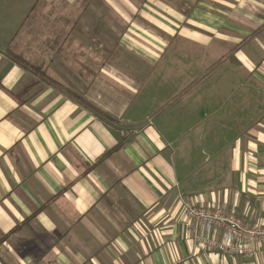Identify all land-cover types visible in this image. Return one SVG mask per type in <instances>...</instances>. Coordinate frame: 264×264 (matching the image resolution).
Returning <instances> with one entry per match:
<instances>
[{"label":"crops","instance_id":"crops-1","mask_svg":"<svg viewBox=\"0 0 264 264\" xmlns=\"http://www.w3.org/2000/svg\"><path fill=\"white\" fill-rule=\"evenodd\" d=\"M59 1L0 0V264H264V244L196 245L184 213L188 199L264 225V0H101L125 15L114 42L133 61L94 57L124 62L99 70L130 94L109 86L91 108L34 94L9 56L24 26L58 58L57 44L83 49L82 13L99 4L63 0L81 18H46Z\"/></svg>","mask_w":264,"mask_h":264},{"label":"rangeland","instance_id":"rangeland-1","mask_svg":"<svg viewBox=\"0 0 264 264\" xmlns=\"http://www.w3.org/2000/svg\"><path fill=\"white\" fill-rule=\"evenodd\" d=\"M95 2L97 5L99 4L97 7H100V10H95L94 12L90 5H87V10L82 13L84 24L78 27V30L80 29L81 34H83L81 37L83 49L73 48L72 45L76 46V43L63 42L62 44H57L58 47L61 46L63 57L58 58L57 55L50 52V44H46L44 41V36L49 33L44 32L41 26H24L22 32L19 33L9 49V53L13 57L18 58L26 67H29L30 71L25 70L28 75L23 86H31L29 89L34 87V94L48 86L56 87L58 90L66 92L83 103H86V101L91 102V100L95 99V93L107 99L109 86L112 89H117L114 93H119L120 97H128V94H130L129 90H126L123 85L108 83L109 81L106 79L108 76L99 70V67H105V72L107 73L109 66H123L124 62L116 64L113 59L104 57L98 59L94 57L96 51V55H98L102 52V49H116V54H121L118 59H123L125 63L133 61L129 55L121 52L124 50L123 47L119 43L114 42V40H117L120 30L124 29V25L121 26L120 22L125 18V15H123L122 11L119 12L112 7H108L101 0H95ZM79 12L80 10H76V6H71L69 1L65 3V1L61 0L53 8L49 9L48 15H45V17L74 22L81 18ZM36 14L38 16L34 15V18L40 20L43 14V7L39 5L36 9ZM90 20H94L95 27H91ZM113 23L115 27H112ZM70 29H74V27H68L66 31L69 33ZM103 41L106 43H103ZM65 47H67L66 50ZM83 50L85 55L82 54V58L79 56L76 59L66 57L65 51L76 56V52ZM87 52H90L91 55H87ZM84 68L88 70L83 75L77 76V73L80 74V71L84 70ZM94 70L95 74L93 73ZM111 72L112 74L115 73L114 70H111ZM102 82H106L107 86H104ZM170 84L174 85L171 80ZM116 98V95L112 94L111 101L114 104L116 103L114 102Z\"/></svg>","mask_w":264,"mask_h":264},{"label":"built area","instance_id":"built-area-1","mask_svg":"<svg viewBox=\"0 0 264 264\" xmlns=\"http://www.w3.org/2000/svg\"><path fill=\"white\" fill-rule=\"evenodd\" d=\"M184 213L185 231L196 245L209 251L232 257L250 256L257 245L264 244V225H250L223 207L197 205L187 199ZM216 230L222 232V241L213 237Z\"/></svg>","mask_w":264,"mask_h":264},{"label":"trees","instance_id":"trees-1","mask_svg":"<svg viewBox=\"0 0 264 264\" xmlns=\"http://www.w3.org/2000/svg\"><path fill=\"white\" fill-rule=\"evenodd\" d=\"M10 56V58L13 60V62L14 63H16V64H18L19 66H21L23 69H25V70H27V71H30L29 70V67H26V65H24L21 61H19V59L18 58H15V57H13L12 55H9ZM85 106H87V107H89V108H91V106L88 104V103H83ZM119 148L117 147L115 150H118ZM114 150V151H115Z\"/></svg>","mask_w":264,"mask_h":264}]
</instances>
